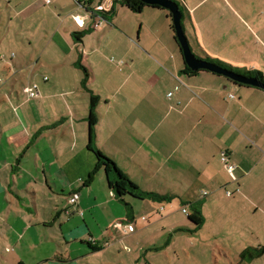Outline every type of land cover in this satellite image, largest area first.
I'll return each instance as SVG.
<instances>
[{"label":"crops","instance_id":"0c3cea01","mask_svg":"<svg viewBox=\"0 0 264 264\" xmlns=\"http://www.w3.org/2000/svg\"><path fill=\"white\" fill-rule=\"evenodd\" d=\"M1 1L0 72L7 83L1 84V76L0 90L6 96L0 98V193L7 192V185L18 188L17 177L22 173L33 175L27 182V197H20L24 203L19 213L24 217L19 223L22 229L29 225L37 233L27 245L24 233L28 231H18L15 238L22 248L9 261L3 243L0 264L132 263L128 255L132 249L125 241L135 238L137 231L135 227L129 232L124 225L133 224L138 205L130 203L131 214L123 218L125 195H117L109 186L106 170L96 168L97 156L88 148L92 93L100 97L95 126L99 150L113 158L142 191L170 194L172 203L198 206L203 225L211 204L219 214L239 218L251 230L237 231L240 247L233 248L234 240L217 244L228 264H255L254 259H264V253L241 258L245 249H264L258 231L264 227L263 89L239 85L209 71L187 73L175 37L138 39L141 46H137L130 25L118 19L120 3L114 11L102 14L103 21L95 27L91 9L101 3L114 6L113 0H52L51 6L44 0ZM182 1L192 5L188 9L192 19L191 13L209 0ZM218 3L240 15V0L214 4ZM4 7L11 15L8 22ZM77 14L84 16L82 27L74 19ZM212 18L205 29L195 23L196 45L204 53L198 57L264 74V65L258 61L261 54L255 56L254 46L251 56H243L246 63L223 56L226 47L213 46L218 26L211 24ZM76 32L84 34L78 38ZM253 33L260 40L258 32ZM135 47L139 52H134ZM98 60L104 68L97 67ZM30 61L35 64L28 73ZM34 83L38 95L28 98L24 88ZM224 152L235 164L234 176L221 161ZM74 195L83 214L66 213ZM142 201L163 207V202ZM106 203L115 208L113 231H97V210ZM175 227L170 230L180 226ZM171 232L191 235L190 231ZM251 235H257L259 244L250 240L244 246ZM26 254L30 261L24 258Z\"/></svg>","mask_w":264,"mask_h":264},{"label":"rangeland","instance_id":"374dc122","mask_svg":"<svg viewBox=\"0 0 264 264\" xmlns=\"http://www.w3.org/2000/svg\"><path fill=\"white\" fill-rule=\"evenodd\" d=\"M176 1L180 4L183 11L185 32L192 50L197 56L200 55L204 57V53L199 47L198 49L196 45L195 23L198 21L200 28L205 29L206 22L210 19V15H212L213 22H211V24L213 26L217 25L218 27L214 30L215 38L211 40L216 41V44L213 46L218 45L221 48L226 47L223 48V56L228 58L238 57L239 62L246 63L248 59H243V56H251L250 47L254 46L255 56L258 58V55L260 56L261 54L260 60L258 61L264 65V0H240V4L237 5L240 12L239 16L219 3L214 4L217 0H209L208 2L202 3L195 13H191L192 19L188 12V9H190L192 5L188 1H186V5L182 0ZM3 4L4 2L0 0V10L1 6H4ZM118 7H121L119 8L120 13L118 14V19L122 23L130 25V31L134 35L133 40L137 46H141L138 39L143 41V39L145 40L149 37L156 39L158 36L163 38H174V31L171 28L172 19L169 16L168 10L163 9L164 12L160 13L159 9L161 8L147 6L141 12H134L123 5H119ZM4 11L6 22H8L11 15L5 7ZM42 12L43 11H41V13ZM163 15H165L166 21ZM243 22L248 27L253 28V30L251 31L249 30L250 28L244 27ZM254 31L258 32L260 40H257L253 36ZM206 48L213 50L212 46L206 45ZM17 51L18 50H15L13 53ZM134 52H139V50L135 47ZM10 53L12 54V52ZM110 58H112V55H110ZM30 62L27 68L28 73L32 71V64L36 62V60ZM28 63L27 61L26 64ZM97 67L100 69L101 67L104 68V64L102 65L100 60H98ZM234 68L239 69L241 72L243 71V69L239 67ZM1 76H3L1 84L4 85L7 83V80H5L6 75L0 72V78H2ZM26 94L29 98V94ZM1 96L5 97L6 92L0 90V98ZM105 98L106 97L102 99L104 102L106 100ZM87 126L89 137V122ZM1 137L2 136H0V140ZM101 173L104 179L103 185L104 188H106L107 178L105 170H102ZM32 178L33 175L31 173H22V177H17L19 189L15 187V185L11 188L7 185V192L3 191L0 193V246L2 247L3 243H5L6 251L4 249V254L8 261L13 259L12 257L16 249L19 250V248H22L20 244L18 245V240L15 238V235L17 237L20 235L18 231L21 233L23 231H28L24 233L26 234V244H31L32 234L34 235L37 233V231L30 228L29 225L22 229L19 223V220L24 217V215L19 213L22 203H24L20 197H27V182ZM124 198L126 201L121 203L122 211H125L123 218L131 214L130 203H137L138 205L136 218L132 221L136 227L137 233L135 234V238L125 241V244L132 249L131 255L128 254L133 258L130 264H228L227 258L222 256L217 248V244L221 245L226 241L234 240L232 243L233 248H239L240 246L236 239L237 231H251L243 227L237 220L239 218H231V215L226 212H224V214H219L218 209L214 207L213 204L206 207L207 222L202 226L196 227V225L190 222L188 214L183 212V208L189 209L190 213L193 212V206L191 204L185 205L177 201L172 203L173 200L170 202L165 201L161 203L163 204V209L159 203L143 202L141 199L133 198L131 194H126ZM98 208L97 231H105L108 230V228L113 231V229L110 228L116 221V219H114L115 208L113 204L106 203ZM65 217L67 218L68 216L65 215ZM26 219H31L29 211ZM171 226H180L182 230H170ZM39 227L42 229V226ZM124 229L126 230V228ZM171 231L192 232L189 236V234H182L179 232H175V234ZM258 231H260V238L264 243V227ZM42 237L45 242V237ZM189 237H191V239H189ZM246 240L247 242L244 243V246L248 245L250 240H253L255 245L259 244L257 235L254 237L251 235V238H246ZM23 243L24 241L21 244ZM184 249L187 250V253L183 251ZM24 253L25 252H23V255ZM103 254L105 256V253ZM24 258L30 261L27 254ZM98 261L100 262V259H98ZM254 261L255 264H264V259L262 261L254 259Z\"/></svg>","mask_w":264,"mask_h":264},{"label":"trees","instance_id":"16d2710c","mask_svg":"<svg viewBox=\"0 0 264 264\" xmlns=\"http://www.w3.org/2000/svg\"><path fill=\"white\" fill-rule=\"evenodd\" d=\"M116 3H120L123 6L129 8L131 11H134V12H141L147 6L165 9L159 5H149V4L145 3L143 0H115L114 6L112 7L111 11L115 10V4ZM169 16L172 19L170 12H169ZM171 28L174 31L175 40H176L177 44L179 45V41L177 40L173 23H171ZM83 34H84V32L74 33V35L78 38H80ZM181 52H182V50H181ZM204 59L207 61H210V62H214V63H216V64H218L224 68H227L229 70H233V71H236L238 73L245 74L247 76L257 77L261 81L264 82V74H262V72L259 70L254 71V70L246 69L245 71L243 70L241 72L239 69H235L234 66H232L231 64L226 63L224 61H221L219 59H214L211 57H207ZM185 71L189 74H197L200 71H206V70H195L194 71L191 68H189L185 63ZM86 76H87V73H86ZM224 77H226V76H224ZM226 78L228 80L236 83V84H239V85L251 86V85H246V84L236 82V81H234L228 77H226ZM85 81H86V79H85ZM85 81L83 83H85ZM99 100H100V97L97 94H94V93L91 94L90 109H89V142H88V148L90 150H92L95 153V155L97 156V167L96 168L97 169L98 168H104L106 170L110 188L112 190H115L117 195H119L120 197H123L126 194H131L135 198L142 199V200L149 199V200H152L155 202H165V201L170 202V201H172L174 199L173 195L142 191L129 178V176L121 170V168L117 165V163L114 161L113 158L106 155L105 153H103L101 150H99L96 147V145H95V126L97 124L96 107H97ZM93 175H94V171L91 173L90 178H92ZM192 206H193V212L188 214V218H189L191 223L196 225V227L202 226L204 223V218H203L202 212L200 211L198 206L193 205V204H192ZM178 230H182V228L179 227ZM190 232H192V231H190ZM257 252H259V253H257ZM263 253H264V249H262V250L259 249L258 251L255 252L253 249L248 248V249H245L241 253V258L242 259L256 258V257L261 256ZM16 264H26V263L23 261H19Z\"/></svg>","mask_w":264,"mask_h":264},{"label":"water","instance_id":"95a60500","mask_svg":"<svg viewBox=\"0 0 264 264\" xmlns=\"http://www.w3.org/2000/svg\"><path fill=\"white\" fill-rule=\"evenodd\" d=\"M149 5H159L167 9L172 16V23L174 25L177 40L179 41L180 48L186 65L192 70H206L215 74L226 76L236 82L251 85L264 89V82L254 76H247L233 70L224 68L214 62L207 61L198 57L192 50L190 42L185 32L183 24V11L180 4L176 0H143Z\"/></svg>","mask_w":264,"mask_h":264},{"label":"built area","instance_id":"2783aa9c","mask_svg":"<svg viewBox=\"0 0 264 264\" xmlns=\"http://www.w3.org/2000/svg\"><path fill=\"white\" fill-rule=\"evenodd\" d=\"M113 2H115V0H113ZM45 3L47 5H50L52 3V0H45ZM113 4L110 3L109 6L105 5V4H99L97 5L95 8L91 9L92 10V14L95 19L94 21V26L98 27L101 22L103 21V17L102 14H105L109 11L112 10ZM89 11V10H88ZM75 21L82 27L84 24V16L77 14L76 16H74ZM99 19V20H98ZM47 79V77H45ZM25 92L29 94L30 97H35L38 95V91H37V85L34 84L32 86H27L24 88ZM230 97H233V94H230ZM221 161L223 162V164L226 166V169L228 170V172L234 176V170H235V164L231 162L228 153L224 152L221 155ZM204 194H206L207 192H203ZM231 193L228 192V195H230ZM78 196L74 195L72 197L69 198V204L70 206L68 208H66V213H72V212H79L80 214H83V212L81 210H78L77 208V203H78ZM184 212L188 213L187 208L183 209ZM118 226H123L122 223H119ZM127 230L129 232H132L135 230V226L132 223H126L124 225Z\"/></svg>","mask_w":264,"mask_h":264}]
</instances>
